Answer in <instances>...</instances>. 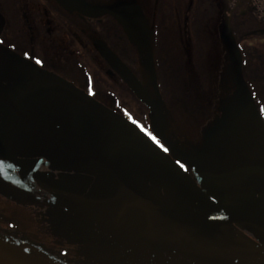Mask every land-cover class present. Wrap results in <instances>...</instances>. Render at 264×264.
Segmentation results:
<instances>
[{"label": "flooded vegetation", "instance_id": "af4514ba", "mask_svg": "<svg viewBox=\"0 0 264 264\" xmlns=\"http://www.w3.org/2000/svg\"><path fill=\"white\" fill-rule=\"evenodd\" d=\"M81 1L91 9L117 3L137 8L149 37L146 40L143 34L141 45L135 44L111 16H84L57 0H0V92L34 122L33 127L25 125L0 102V197L17 208L38 210L45 233L46 226L51 229L46 219L53 213V225L73 232L72 240L63 241L94 243L108 251L112 262L264 264V233L238 220L198 225L166 222L132 253L124 241L104 235L85 220L76 199L24 190L7 178L3 150L30 155L71 177L93 169L84 151L95 142V135L76 110L74 92H82L134 124L212 201L264 212V0ZM168 11L174 44L164 55L163 17ZM99 43L138 81L147 104L101 57ZM180 45L185 61L189 58L193 63L190 76L199 79L197 88L187 89L192 99L199 94L198 100L194 97L196 112L210 110L208 121L201 120L204 127L199 126L193 144L186 148L166 135L161 101V76L170 73L174 83L181 80ZM210 59L215 60L212 65ZM217 83L224 87L222 101L221 94L213 93ZM150 105H159L164 120L160 133ZM132 108L146 111L137 116ZM95 183L101 185L99 180ZM93 194L97 199L104 190L97 187ZM98 204L107 206L109 217L122 208L119 202ZM30 240L18 235L12 242L45 254L51 249L46 248V240Z\"/></svg>", "mask_w": 264, "mask_h": 264}, {"label": "water", "instance_id": "95a60500", "mask_svg": "<svg viewBox=\"0 0 264 264\" xmlns=\"http://www.w3.org/2000/svg\"><path fill=\"white\" fill-rule=\"evenodd\" d=\"M57 1L64 8L84 16H111L135 44L141 45V35L145 34L146 40L149 37L140 11L125 3L91 9L81 0ZM98 51L137 98L147 104L146 94L127 68L103 44L99 43ZM152 82L157 91L155 75ZM74 96L76 110L87 119L95 135V142L87 147L88 151H84L93 169L83 176L71 177L30 155L3 150L6 154L3 172L13 184L24 190L76 199L85 220L94 223L104 235L124 241L132 253L147 243L166 222L198 225L201 222L238 220L248 228H258L264 233V212L212 201L135 125L82 92H74ZM0 102L25 125L34 126V122L28 120L1 92ZM149 110L160 133L164 120L159 105H150ZM96 180L100 181V186ZM97 187L104 190V195H97L95 199L93 190ZM98 201L107 204L109 201L119 202L122 205L120 214L109 217L107 206L98 204L97 207ZM39 216L37 212V219ZM0 264L62 263L41 251L21 249L0 236Z\"/></svg>", "mask_w": 264, "mask_h": 264}, {"label": "rangeland", "instance_id": "374dc122", "mask_svg": "<svg viewBox=\"0 0 264 264\" xmlns=\"http://www.w3.org/2000/svg\"><path fill=\"white\" fill-rule=\"evenodd\" d=\"M109 0H98L99 3H106ZM164 19L169 23L172 21V13L170 11L164 12ZM170 40L171 34L168 36ZM181 55L180 58L182 62V72L178 70V75L181 76V80L178 83L170 81L171 84L175 85L173 89V94L171 91H168L163 87V92H161V101L162 107L166 115V127L165 132L168 137L177 143L181 148H186L189 145H192V141L196 138V133L199 129V126L204 124L202 119L208 121L207 118L210 115V110L206 111L203 114H198L197 104L194 101L199 99V94L196 96L190 97L192 94L191 89L188 91V88H197L198 87V78H194L190 75L193 63L188 58L186 61L184 59V54L182 53V45H180ZM187 54L190 53V49L186 51ZM215 60H209V64L212 65ZM190 70V71H189ZM163 78V76H161ZM188 85L191 87H188ZM224 87L220 86V83H217L214 87L213 93L215 95H220L219 100H222V89ZM178 90V91H177ZM180 90V91H179ZM193 95V94H192ZM216 99V101H219ZM213 115V114H212ZM201 128V127H200ZM200 130V129H199ZM38 210L35 209H23L17 208L14 204L8 202V199L0 197V229L5 231H14L18 230L21 233H25L27 237L31 240L43 243L46 240V248L57 247L56 242L60 240L54 239L51 235L49 229L46 226V233L44 227L37 219ZM46 234V238H45ZM59 245L62 250H65L68 253V256H72V248H75L74 244L63 243Z\"/></svg>", "mask_w": 264, "mask_h": 264}, {"label": "trees", "instance_id": "16d2710c", "mask_svg": "<svg viewBox=\"0 0 264 264\" xmlns=\"http://www.w3.org/2000/svg\"><path fill=\"white\" fill-rule=\"evenodd\" d=\"M181 2V0H180ZM183 8V5L181 4V9ZM164 18V17H163ZM165 20V19H164ZM164 29H163V35L165 36L164 44L166 45L164 55L167 53L170 54L172 50V46L174 44V40H170L168 36L172 34L173 28L172 26L168 25V23H164ZM168 63V62H167ZM182 62L179 64V71L182 72ZM181 78V76L179 75ZM170 81L174 82V76L170 75V73L164 74L162 78V85L165 87L166 90L170 91L173 89V84L170 83ZM121 108H119L120 110ZM123 110V109H122ZM132 111L135 115H140L141 112L144 113L146 111L145 108L135 109L132 108ZM54 215L53 213L50 214V217L46 219V223L49 224L51 227L50 232L56 236L58 239H60V242H56L57 245H61V241L63 240H72L73 232L67 231L62 232L57 226L53 225L54 222ZM0 235L7 237L9 239H12L16 241L18 235L22 239L29 240L25 234H22L16 230L14 231H5L4 229H0ZM65 238V239H64ZM69 244H74L75 249L72 250L73 255L68 256V253L65 250H62L61 247L59 248H51L46 249V254L50 257L54 258L57 262H60L62 264H123L122 262H112L111 259L107 256L108 251L105 249H98V246H95L94 243H83L80 245H75V242L73 241H67ZM42 247V246H41Z\"/></svg>", "mask_w": 264, "mask_h": 264}, {"label": "snow or ice", "instance_id": "6c2138e0", "mask_svg": "<svg viewBox=\"0 0 264 264\" xmlns=\"http://www.w3.org/2000/svg\"><path fill=\"white\" fill-rule=\"evenodd\" d=\"M37 63H39V61H37ZM181 167H183V165H181Z\"/></svg>", "mask_w": 264, "mask_h": 264}]
</instances>
